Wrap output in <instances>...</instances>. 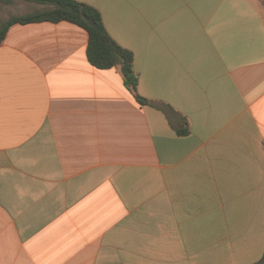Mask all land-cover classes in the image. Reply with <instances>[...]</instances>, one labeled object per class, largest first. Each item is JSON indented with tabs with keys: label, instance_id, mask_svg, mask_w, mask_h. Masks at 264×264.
I'll return each instance as SVG.
<instances>
[{
	"label": "crops",
	"instance_id": "obj_1",
	"mask_svg": "<svg viewBox=\"0 0 264 264\" xmlns=\"http://www.w3.org/2000/svg\"><path fill=\"white\" fill-rule=\"evenodd\" d=\"M0 44V264H254L264 254V0H77ZM18 4V3H15Z\"/></svg>",
	"mask_w": 264,
	"mask_h": 264
},
{
	"label": "trees",
	"instance_id": "obj_2",
	"mask_svg": "<svg viewBox=\"0 0 264 264\" xmlns=\"http://www.w3.org/2000/svg\"><path fill=\"white\" fill-rule=\"evenodd\" d=\"M17 2L37 3L42 8L21 15H11L6 20H0V44L4 41L10 26L16 23L61 20L73 22L88 32L87 57L90 63L101 69L120 66L136 99L140 103H146V100L138 93V77L133 69V53L110 36L98 9L77 0H0V7L13 5ZM254 264H264V254Z\"/></svg>",
	"mask_w": 264,
	"mask_h": 264
},
{
	"label": "rangeland",
	"instance_id": "obj_3",
	"mask_svg": "<svg viewBox=\"0 0 264 264\" xmlns=\"http://www.w3.org/2000/svg\"><path fill=\"white\" fill-rule=\"evenodd\" d=\"M17 3L18 4L0 7V20H6L11 15H21L42 8V6L37 3Z\"/></svg>",
	"mask_w": 264,
	"mask_h": 264
}]
</instances>
